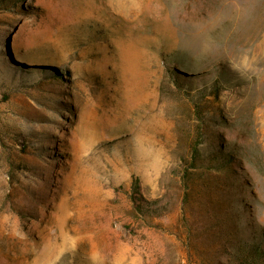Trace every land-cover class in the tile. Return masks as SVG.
I'll use <instances>...</instances> for the list:
<instances>
[{"label": "rangeland", "instance_id": "rangeland-1", "mask_svg": "<svg viewBox=\"0 0 264 264\" xmlns=\"http://www.w3.org/2000/svg\"><path fill=\"white\" fill-rule=\"evenodd\" d=\"M0 264H264V0H0Z\"/></svg>", "mask_w": 264, "mask_h": 264}]
</instances>
